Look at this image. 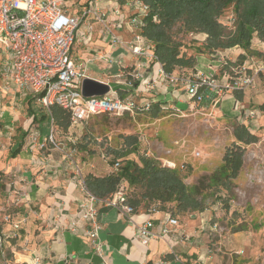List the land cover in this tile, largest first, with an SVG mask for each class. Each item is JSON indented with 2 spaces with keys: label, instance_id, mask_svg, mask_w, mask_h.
I'll return each instance as SVG.
<instances>
[{
  "label": "crops",
  "instance_id": "1",
  "mask_svg": "<svg viewBox=\"0 0 264 264\" xmlns=\"http://www.w3.org/2000/svg\"><path fill=\"white\" fill-rule=\"evenodd\" d=\"M132 1L98 0L108 16V24L113 25L110 31L121 39V43L114 41L103 23L89 18L76 33L73 53L86 62L90 78L108 83L110 87L115 85L116 88H112L119 95L132 96L138 102L178 107L185 98L189 99L185 87L178 88L162 81L159 78L163 69L161 63L136 57L130 50L129 44L140 28L132 26L129 19L136 15L143 20V15L132 7ZM83 5L75 4L73 11L81 10ZM252 49L264 53V41L256 38ZM241 54L247 53L240 47L219 50L216 55L212 54L213 59L207 58L210 64L198 67V73L220 71L223 59L239 63ZM255 57L247 55L239 64L251 63ZM128 68L133 70L126 73ZM136 72L140 73V78L132 76ZM135 82L139 85L135 86ZM257 85L256 96L250 100L260 109L264 103V89H261L260 81ZM248 94L249 91L226 93L220 99L223 109L226 113L234 112L233 107L238 110ZM37 103L32 96H24L13 84H5L0 77V184H5V190H0V208L8 207L11 212L8 214L13 222L4 226L5 247L11 250L16 264H185L191 260L207 264L203 243L211 232L206 231L208 227L204 222L199 226L196 219L182 220L175 215L179 224L170 226L172 231L166 240L157 237L144 239L137 233L135 223L128 222L115 208L100 202L97 203L99 224L96 239L103 250L98 251L94 239L85 231L91 226L79 219L80 206L86 195L77 175L57 148L49 144L41 147L50 134L51 116L48 112H41ZM79 127L71 126L70 119L68 129L78 130ZM70 134L73 136L72 132ZM31 136H36L35 142ZM7 191L9 196L4 194ZM152 208L140 206L134 220L142 223L152 218L156 224L154 230L158 232L160 223L171 212L150 211ZM15 223L19 224L18 228L14 227ZM74 226L75 230L72 229ZM182 234L192 239L186 240Z\"/></svg>",
  "mask_w": 264,
  "mask_h": 264
},
{
  "label": "rangeland",
  "instance_id": "2",
  "mask_svg": "<svg viewBox=\"0 0 264 264\" xmlns=\"http://www.w3.org/2000/svg\"><path fill=\"white\" fill-rule=\"evenodd\" d=\"M89 1L68 0V5H83ZM236 19L232 7L227 8L219 17L226 31L235 30ZM229 22L232 24L229 25ZM172 31L175 40L182 44L181 53L196 60L195 66L177 67L173 73L181 77L197 78L198 67L210 64L207 58L213 59L212 54L216 55L219 50H207V34L187 31L182 21H178ZM256 38L258 37L255 35L253 41ZM257 52L252 54L256 59L251 63L255 60L264 61V53ZM222 61L227 64L218 71L221 73L222 70H227L234 75L232 67L239 66L240 62ZM132 70L133 68L125 69L126 73ZM95 73L102 75L100 72ZM257 79L261 83V89H264V76L260 75ZM257 84L244 90L249 91V94L241 104L243 106L239 105L238 110L233 107L234 112L226 113L221 100L214 105L209 101L196 104L185 98L178 107L160 110L155 117L150 111H141L135 116L98 115L91 117L78 130L64 129L55 123L54 140L71 157L65 156V161L70 163L74 174L77 175V169L71 160L78 163L84 177L88 173L107 175L115 171L111 161L116 158L117 152L126 150L125 137L129 135L137 137L138 150L127 158L140 163L141 156H149L162 165L166 160L175 162L177 168L184 164L185 167L179 171L186 184L193 186L204 178L200 185L199 198H204L206 208L203 212L178 216L182 220L196 219L199 226L204 223L207 225L206 231L211 232L203 243L207 264H264V112L250 100L256 96L259 89ZM112 87L116 88L115 85ZM177 87L184 88V85L179 84ZM37 105L41 107V112H48L41 104ZM250 110H256L258 114L252 120L246 121L245 112ZM236 124L249 126L251 132L257 136V142L246 145L243 166L235 179L223 186L210 184L209 177L222 164L226 149L235 140L233 130ZM48 144L55 147L53 143ZM57 150L64 154L62 150ZM2 189L5 190L4 183L0 184V190ZM142 191L143 188L139 186L128 188L131 197H139ZM4 194L9 196L8 191ZM155 206L152 203L150 208ZM8 213L11 214L8 207L0 208V236H3V245L0 242V264H16L14 258L10 257L11 250L5 247L7 239L4 226L13 222L12 218L9 221L5 219ZM215 224L218 226L216 229ZM184 263L203 264L194 260Z\"/></svg>",
  "mask_w": 264,
  "mask_h": 264
},
{
  "label": "built area",
  "instance_id": "3",
  "mask_svg": "<svg viewBox=\"0 0 264 264\" xmlns=\"http://www.w3.org/2000/svg\"><path fill=\"white\" fill-rule=\"evenodd\" d=\"M74 5L73 3L69 6L68 0H0V58L2 59L0 77L5 84H13L24 96H32L48 111L51 116V129L41 147L53 143L55 148L62 150L68 157L70 156L63 147L54 140L55 121L51 113L54 106L62 108L69 114L71 126L81 127L94 116L125 114L135 116L141 111H151L153 107V102H138L132 96H121L112 87L104 96L83 95V81L89 76L86 62L78 59L73 53L78 29L89 18H94L104 24L107 32L112 36L114 34L110 31L113 25L108 24V16L100 7L98 0H90L78 11H73ZM131 5L143 17L149 12V6L141 0H133ZM129 22L141 30L143 20L140 21L136 15L131 16ZM231 24L232 22H229V25ZM113 38L116 42H122L117 36ZM129 47L136 57L156 59L153 47L140 32L134 34ZM222 63V66L227 64L226 61ZM232 70L235 72L234 75L230 71L222 70L221 73L216 74L197 73V78L194 79L181 77L173 72L167 73L162 69L159 78L174 86L183 84L189 99L196 104L208 100L211 104L217 105L226 92L244 91L255 86L256 79L260 75L264 76V62L257 60L253 63L245 62L232 67ZM132 76L140 78V73H132ZM168 108L160 105V110ZM257 114L256 110L245 112L246 121L252 120ZM31 140L35 142L36 136H31ZM71 163L77 169L78 181L86 195L80 206L79 219L91 226V229L87 228L85 231L94 239L98 251L103 250L101 243L96 239L99 202L112 206L128 222L135 223L137 233L144 239L157 237L166 240L172 231L170 226L179 224L178 218L171 214L160 223L161 228L158 232L154 230L156 224L152 218L142 223L135 222L137 209L130 203L124 186H120L110 196L100 198L88 189L78 163L74 160H71ZM120 164L117 160L113 167L118 169ZM163 166L177 168L176 163L169 160H166ZM184 167L183 164L179 169ZM156 209L155 206L150 211ZM5 219L11 220L10 214H7ZM14 227L18 228L19 224L15 223ZM217 227L215 224L214 229ZM72 229L75 230L76 226ZM182 235L186 240H190L189 236ZM0 242H3V236H0Z\"/></svg>",
  "mask_w": 264,
  "mask_h": 264
},
{
  "label": "trees",
  "instance_id": "4",
  "mask_svg": "<svg viewBox=\"0 0 264 264\" xmlns=\"http://www.w3.org/2000/svg\"><path fill=\"white\" fill-rule=\"evenodd\" d=\"M149 6V12L143 17L140 33L152 45L156 61L161 63L167 73L177 67L195 66V58L181 53L182 44L173 37V27L182 21L189 32L207 34L205 48L210 52L240 47L247 54H241L238 62L245 61L247 55L254 56L258 52L252 49V41L256 35L264 41V0H141ZM229 7L236 14V28L226 31L219 17ZM156 17V19H155ZM139 82H135L138 86ZM240 91H234L238 94ZM260 109L264 111V103ZM160 105L154 103L150 111L154 117L158 115ZM55 123L68 129L69 114L58 106L51 109ZM128 115V114H125ZM235 140L224 153L222 164L209 177L210 184L226 185L235 179L242 166L246 145L257 142V136L245 124H236L233 130ZM126 150L117 152L111 161L114 165L120 161V167L105 176L89 173L85 177L88 189L100 198L115 193L124 186L128 193L130 187H141L139 197L129 196L130 203L137 208L149 209L152 203L157 209L170 211L173 216L184 215L205 210L204 198L201 194L202 178L199 184L189 186L185 183L179 168H169L149 156H141L140 163L127 158L138 150L136 136H126ZM131 147V148H128ZM0 172V176H1ZM2 254V252H1ZM10 257L12 255L10 254Z\"/></svg>",
  "mask_w": 264,
  "mask_h": 264
},
{
  "label": "water",
  "instance_id": "5",
  "mask_svg": "<svg viewBox=\"0 0 264 264\" xmlns=\"http://www.w3.org/2000/svg\"><path fill=\"white\" fill-rule=\"evenodd\" d=\"M111 90L108 83L87 77L83 81L82 91L85 97L104 96Z\"/></svg>",
  "mask_w": 264,
  "mask_h": 264
}]
</instances>
